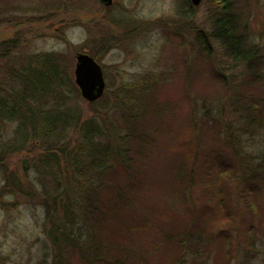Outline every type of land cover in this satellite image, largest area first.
<instances>
[{"label":"trees","instance_id":"trees-1","mask_svg":"<svg viewBox=\"0 0 264 264\" xmlns=\"http://www.w3.org/2000/svg\"><path fill=\"white\" fill-rule=\"evenodd\" d=\"M242 1L245 17L244 9L250 8L253 0ZM218 2L221 17L214 23L211 38L220 42L236 64L252 69L259 64L260 53L244 22L231 15L235 1ZM34 9L37 7L30 3V10ZM17 27L19 32L0 45L1 51L12 53L14 60L30 42V21H22ZM197 44L201 65L195 68V78L206 76L202 70L212 77L213 53L202 31ZM91 55L100 60L98 53ZM65 59L64 54L53 53L29 57L19 69L5 67L11 82L9 87L5 81L0 85L5 95L0 99V120L18 126L14 141L0 147V164L10 155H30V163L27 159L23 162L24 171L30 170V182L20 172L12 173L0 195L12 186L20 196L30 197V202L43 208L48 251L37 264H196L206 254L203 247L213 241L224 247V256L219 257L224 264L233 260V264H241V234H236L233 227L241 224L239 211L245 206L253 213L247 227L248 250L255 248L253 237L258 225L253 223L256 213L261 215L257 200L262 188L256 174L246 168L238 137L229 135L228 120L223 119L226 124L219 125L216 120L212 123L207 117L198 120L195 116L196 146L175 147L183 165L178 179L163 188L170 190L179 180L182 187L174 191L179 193L151 199L143 179L147 160L159 141L157 133L162 132L159 123L149 124L158 116L147 113L155 109L153 96L135 100L131 90L121 87L115 93V106L103 105L97 111L99 118L88 119L80 107L70 104L79 101L81 95ZM0 61L10 60L2 55ZM185 74L188 79V67ZM246 77V83L239 85L242 95L238 96L236 110L242 109V118L251 126H264V102L250 96L254 91L251 79ZM13 82H17V88ZM107 94L99 103L110 100ZM222 127L224 138L220 137ZM202 131L208 135L201 138ZM232 181L238 185H231ZM157 216L158 220L169 218L163 237L172 250L169 253L174 254L173 258L159 259L161 262L150 256L147 241L139 236ZM220 220L231 226L212 232V226ZM209 257L207 253L201 264H208ZM8 260L0 255V264H8Z\"/></svg>","mask_w":264,"mask_h":264},{"label":"rangeland","instance_id":"rangeland-1","mask_svg":"<svg viewBox=\"0 0 264 264\" xmlns=\"http://www.w3.org/2000/svg\"><path fill=\"white\" fill-rule=\"evenodd\" d=\"M234 1L231 15L240 17L244 22L247 33L260 53L259 64H255L252 69L245 64H236L228 57L220 42L211 38L214 23L221 17L218 0H202L198 6H194L191 0H114L110 7H105L100 0H30L37 9L28 11L21 6L25 0H17L20 3L17 10H0V45L19 32L17 24L25 20L30 21V42L18 52L16 57L19 59L16 60L12 59V53L7 54V50L3 53L0 48V60L2 55L10 60L0 61V85L2 81L7 82V85L11 82L5 67L19 69L27 58L51 53L66 56L65 64H69L74 81L76 55L79 52L90 55L98 53L107 81L104 95L95 102H89L81 96L79 101L70 104L80 107L89 119L99 118L97 111L103 105L107 104L110 108L115 106V93L121 87L131 90L135 100L140 97L149 100L153 96L152 106L155 109L150 108L147 113H156L158 116L149 124L158 126L159 123L162 132L157 133L159 141L147 160L143 187L150 190L148 195L155 200L175 195L182 187L178 180L172 189H163L166 184H172L176 177L178 179V171L183 165L175 147L181 144L182 148L194 149L196 146L193 126L195 116H199L198 120L207 117L208 122L212 123L216 120L219 125L228 120L229 135L238 137L246 168L256 174L262 188L257 200L261 215L258 216L257 212L253 223L258 225L253 237L255 248L248 250L247 227L253 219L250 210L244 206L239 211L241 224L232 226L236 234H241L239 259L242 260L241 264H264V126H251L242 118V109L236 110V101L242 95L239 85L246 83V76L251 79V90L254 91L250 96L253 94L254 98L264 102V0H253L250 8L244 9L245 17L242 14L243 1ZM200 31L208 38L213 53V61L210 62L213 75L210 77L208 71L202 70L206 76L199 75L200 78L196 79L195 68L197 64L198 69L201 65L197 60V36ZM187 67L191 71L188 79L185 74ZM14 85L17 88V82ZM107 92L110 100L99 103ZM4 96L0 91V99ZM17 127L16 123L0 120V147L14 141ZM74 133L77 139L79 131ZM206 134L202 131L200 137ZM220 135L221 138L225 136L223 127ZM25 159L30 163L28 154L10 155L4 164H0V191L7 183V176L12 173L20 172L30 182V170L24 171ZM231 185L237 186L238 183L232 181ZM15 191L10 186L0 195V255L9 258L8 264H37L43 253L48 251L43 227L44 210L30 202V197L25 198ZM161 205L164 206L163 203ZM137 208L142 209L141 206ZM168 222V217L158 220L157 216L148 223L146 231L139 234L144 242L147 241L146 250L156 261L174 256L169 253L172 250L163 237ZM230 226V223L220 220L214 223L212 232ZM159 246H162L161 249ZM203 249L206 254L209 253L208 264H224V260L219 258L220 255L224 256L221 243L213 241ZM204 257L196 264L205 261ZM189 264L193 262L189 261Z\"/></svg>","mask_w":264,"mask_h":264},{"label":"water","instance_id":"water-1","mask_svg":"<svg viewBox=\"0 0 264 264\" xmlns=\"http://www.w3.org/2000/svg\"><path fill=\"white\" fill-rule=\"evenodd\" d=\"M192 1L195 6H198L202 0ZM101 2L109 7L114 0H101ZM76 59L75 82L82 97L89 102H95L104 95L107 86L103 67L87 53H78Z\"/></svg>","mask_w":264,"mask_h":264},{"label":"flooded vegetation","instance_id":"flooded-vegetation-1","mask_svg":"<svg viewBox=\"0 0 264 264\" xmlns=\"http://www.w3.org/2000/svg\"><path fill=\"white\" fill-rule=\"evenodd\" d=\"M18 6H20V3H17V0H0V10H17ZM21 6L30 9V0H25V4Z\"/></svg>","mask_w":264,"mask_h":264}]
</instances>
